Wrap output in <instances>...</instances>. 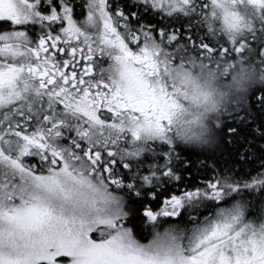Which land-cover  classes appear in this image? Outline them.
Masks as SVG:
<instances>
[{
    "label": "snow or ice",
    "instance_id": "6c2138e0",
    "mask_svg": "<svg viewBox=\"0 0 264 264\" xmlns=\"http://www.w3.org/2000/svg\"><path fill=\"white\" fill-rule=\"evenodd\" d=\"M0 264H264V0H0Z\"/></svg>",
    "mask_w": 264,
    "mask_h": 264
},
{
    "label": "trees",
    "instance_id": "16d2710c",
    "mask_svg": "<svg viewBox=\"0 0 264 264\" xmlns=\"http://www.w3.org/2000/svg\"><path fill=\"white\" fill-rule=\"evenodd\" d=\"M221 152H222V155H221V153L216 154V159L221 164H223L224 160H227V159L235 160V158H236L235 151L231 146L222 145L221 146ZM191 158L193 159L194 163H196L198 160L205 159V157L203 155H201L199 157L193 156ZM193 171L195 172V169Z\"/></svg>",
    "mask_w": 264,
    "mask_h": 264
}]
</instances>
